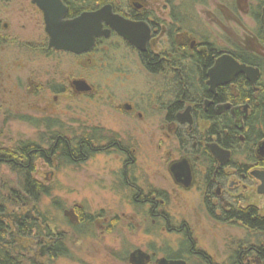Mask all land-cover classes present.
<instances>
[{
  "label": "rangeland",
  "instance_id": "obj_1",
  "mask_svg": "<svg viewBox=\"0 0 264 264\" xmlns=\"http://www.w3.org/2000/svg\"><path fill=\"white\" fill-rule=\"evenodd\" d=\"M195 1H202L205 9L195 11L194 7L200 5ZM234 2L175 0L177 6L187 8L193 19L206 25L214 40L226 35L204 11L222 19L216 9L218 5L230 9L242 24L251 28L248 17L234 10ZM240 4L244 6L243 2ZM224 22L241 35L236 24ZM0 38H3L0 39V147L36 141L43 150H48L44 136L48 129L71 137L94 128L107 134L116 133L119 140L133 149L139 185L164 190L168 194L164 210L175 216L173 221L187 220L194 230L197 248L219 264L228 262L245 233L239 226L212 219L197 186L186 192L176 189L168 167L179 157L180 150L172 131L163 123V112L155 106L162 83L158 76L146 73L116 40L109 44L108 50L99 47L92 62L67 53H44L40 16L30 0H0ZM28 42L33 45L26 46ZM226 45L229 46L227 41ZM80 77L93 87L90 95L70 91L71 80ZM56 83L68 87V92L54 94L47 89V85ZM124 104L132 109L126 110ZM201 125L199 128H203ZM118 155L114 151L96 154L76 165L61 163L55 157H51V163L36 159L33 176L49 187L51 194L34 208L4 202L10 189L17 185L7 166H0V203L4 202L0 220L9 226L10 238L23 264H129L127 257L135 248H153L156 257L165 249L176 251L181 236L151 229L150 220L143 218L144 209L135 206L132 192L122 186L123 162ZM255 189L256 182L248 183L244 191L238 189L231 194L240 200L239 205L262 207L264 197L257 195ZM80 210L99 214L101 219L81 232L75 228ZM42 216L46 223L41 222ZM19 223L26 228L33 224L36 229L25 230L24 234ZM47 244L49 248L41 256ZM50 252L55 256L49 255Z\"/></svg>",
  "mask_w": 264,
  "mask_h": 264
},
{
  "label": "flooded vegetation",
  "instance_id": "obj_2",
  "mask_svg": "<svg viewBox=\"0 0 264 264\" xmlns=\"http://www.w3.org/2000/svg\"><path fill=\"white\" fill-rule=\"evenodd\" d=\"M65 7L63 21L73 20L84 13L95 12L102 7H110L113 15L136 25L132 32L135 38L132 42L126 40L106 23L103 24L105 34L95 39L93 47L80 54L56 50L49 46V37L45 32V21L42 11L30 0L40 16L42 30L44 32V53L47 51L67 53L75 57H83L88 62L94 59V53L99 47L109 49V44L116 40L130 54H132L140 67L151 76H158L160 94L157 95L155 106L164 114L163 123L172 131L173 137L180 150L179 157L169 163L168 172L177 190L183 192L193 187L199 189L201 201L208 215L216 222L241 227L245 238L241 240L232 251L226 264H264V226H252L248 219L239 220L237 216L230 215L231 211L252 208L259 218H264V205L256 204L239 205L240 200L232 197V192H241L248 188V183L256 182L255 192L262 184L255 175L264 172V152L259 153V147L264 142V127L257 131V103L249 100L237 103L239 95L236 83L242 76L252 88V98L255 99L261 89L262 76L264 72V26L262 17L264 14V0H235L232 6L236 12L248 17L252 23L248 28L233 12L223 5H218L221 18L214 17L212 13L204 11L205 16H212L215 25L223 34V39L214 40L201 20L191 17L187 8L177 6L175 0H59ZM243 2L244 6H241ZM194 10L205 9L202 1ZM239 13V14H240ZM224 17V18H223ZM236 24L241 30V35L235 34L224 21ZM3 39V38H0ZM115 41V42H116ZM229 44L224 47V44ZM116 42V43H118ZM26 46L33 44L28 42ZM119 45V44H118ZM224 55L233 57L237 62L258 68L260 75L253 85L244 74H237L228 83H222L221 79L211 81L210 69L218 59ZM241 58H248L253 65L242 62ZM77 83L84 82L89 90H80ZM259 85V86H258ZM52 93H67L69 88L63 84L56 83L48 86ZM93 87L85 78H75L70 82V91L76 94L90 95ZM126 110L132 109L131 105L124 104ZM138 112V116L141 117ZM45 121V120H44ZM47 122V121H46ZM264 124V113L262 114ZM202 124V125H201ZM227 127H226V125ZM203 128H199V126ZM60 126V125H58ZM232 126L234 134L228 133ZM45 141L57 145L65 139L67 142L80 143L85 136L82 131L80 136L71 137L63 135L60 131L55 139L50 138V129L46 130ZM59 133V134H58ZM107 135V145L102 153L114 151L121 156L123 162L121 176L122 186L132 192V201L136 207L144 209V220H150L151 229L165 231L170 235L181 236L176 251L163 250L160 257H156V250L150 248L143 250L135 248L128 257L129 264H158L161 259L167 261H182L184 264H219L197 248L194 239V230L185 219L173 221L174 215L169 214L164 207L167 203V193L164 190L145 188L139 185V177L133 149L119 140L118 135ZM231 139L232 144H243L245 141L257 139V144L251 152L240 151L239 146L234 149L230 142L225 146V139ZM72 140V141H70ZM223 142V143H222ZM216 144L219 148L227 151L228 159L221 162L211 151V145ZM94 144L84 140L79 144L80 151L76 155L79 161L84 162L94 156H89L87 149ZM87 148V149H86ZM49 149V148H48ZM47 150L44 153L47 154ZM97 153V154H102ZM52 155V154H51ZM118 155V156H119ZM53 156V155H52ZM43 159V158H42ZM77 163V164H78ZM261 164V165H260ZM76 165V164H75ZM177 166L176 168H173ZM77 228L85 231L86 226L80 224L78 214ZM91 225L101 219V215L92 214ZM74 228V229H75ZM153 230L150 232L152 233ZM150 231V230H148ZM86 232V231H85ZM51 239L53 235L49 236ZM254 240V242H252ZM59 249L58 237L55 239ZM44 247L40 255L45 256ZM49 248V247H48ZM49 255L55 256L54 252Z\"/></svg>",
  "mask_w": 264,
  "mask_h": 264
},
{
  "label": "trees",
  "instance_id": "obj_3",
  "mask_svg": "<svg viewBox=\"0 0 264 264\" xmlns=\"http://www.w3.org/2000/svg\"><path fill=\"white\" fill-rule=\"evenodd\" d=\"M241 60L242 62L253 65V62L248 58H241ZM236 86L238 87L239 95L235 102L242 103L249 100L250 103H253L254 101L257 103V106L255 107L257 110V120H259V122H257L256 125L258 127L257 131L259 132L261 130L259 128L264 127L262 122V114L264 113V85L261 84V89L255 99H251L253 95L252 88L242 76H239ZM229 128L230 129L228 130V133H230V135L234 134L235 131L233 130V127L230 126ZM50 135H52L50 136L52 139H55L56 136H59L55 131L51 132ZM84 135L85 136L78 144L75 142H67L65 139L59 141L57 145L48 143L49 149L47 150V154L44 153L40 143L36 141H20L19 144H16L14 147L1 146L0 166H7V168L15 175L17 185L16 188L10 189L8 200L4 202L9 201L13 206L21 208L36 207L43 197H49L51 194L50 188L44 186V184L36 180L33 176L35 172L36 159L43 158L46 160V162L51 163V157H55V159H59L58 161H61V163L75 165L79 161H82L78 160L76 155L80 151L79 144H84V140L88 142L90 141L92 144H94L92 148H86L89 156H94L95 154L102 153L106 150L103 148V146L107 145V135L113 136L114 134H107L102 130L94 128L89 132H85ZM230 140L231 139L226 138L224 145L226 146L228 142H230V145L234 147V149L239 146L240 151L244 150L247 152H251L258 142L257 139H255L252 141H245L243 144L240 143V145L239 143L234 145ZM4 202L0 203V210H3ZM230 215L237 216L239 220L246 218L249 220V224L252 226H264V218L257 217L252 208L231 211ZM44 217L45 216H42L43 219L41 222L46 223L47 221ZM78 217L81 225H91V220L93 219L92 214L80 210L78 212ZM19 224L21 225L19 229L24 234H26L24 232L25 230L28 232L36 229L33 224L27 228L23 226L22 223ZM51 232L50 235H53ZM10 236L11 232L9 230V226L0 220V264H23L24 260L21 256H19V252L16 250V245H14V240L10 238Z\"/></svg>",
  "mask_w": 264,
  "mask_h": 264
},
{
  "label": "water",
  "instance_id": "obj_4",
  "mask_svg": "<svg viewBox=\"0 0 264 264\" xmlns=\"http://www.w3.org/2000/svg\"><path fill=\"white\" fill-rule=\"evenodd\" d=\"M32 2L42 11L45 21V32L49 37V46L56 50L76 54L89 51L93 47L95 39L103 35V33L105 34V31L102 30L104 23L126 40L135 44L132 32L136 30V25L113 15L110 7L105 6L95 12L81 14L73 20L63 21L65 7L59 0H32ZM262 23L264 26V14ZM237 74H244L247 80L254 85L260 75V71L258 68L237 62L229 55H224L218 59L209 71L212 82L216 79H221L222 83H228ZM76 84L80 85V90H89V86L84 82H76ZM211 151L221 162H225L228 159L229 153L219 148L216 144L211 145ZM263 152L264 142L259 147V153L263 154ZM176 167L174 166L173 168ZM255 175L262 182L258 191L264 194V172H257ZM158 264H184V262L161 259Z\"/></svg>",
  "mask_w": 264,
  "mask_h": 264
}]
</instances>
